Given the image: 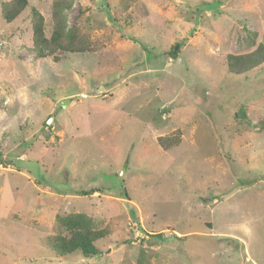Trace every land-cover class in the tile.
<instances>
[{
	"label": "rangeland",
	"instance_id": "1",
	"mask_svg": "<svg viewBox=\"0 0 264 264\" xmlns=\"http://www.w3.org/2000/svg\"><path fill=\"white\" fill-rule=\"evenodd\" d=\"M4 1L0 264H264V64L227 67L264 44V0H74L98 48L59 62ZM28 1L49 35L53 0ZM72 215L98 255L56 254Z\"/></svg>",
	"mask_w": 264,
	"mask_h": 264
},
{
	"label": "trees",
	"instance_id": "2",
	"mask_svg": "<svg viewBox=\"0 0 264 264\" xmlns=\"http://www.w3.org/2000/svg\"><path fill=\"white\" fill-rule=\"evenodd\" d=\"M74 0H53L51 6V30L48 35L44 16L36 9L30 7L28 0H11L2 3L1 15L7 24H12L20 15L30 9L33 51L39 59L54 56V60H62L57 54L93 53L98 48L78 27L68 28L65 11L71 9ZM182 44L176 43L169 50V56L177 59ZM264 64V44H259L254 50L242 55L230 54L227 56L228 71L234 75H242L258 69ZM238 118H245L242 112ZM264 126V119L260 120ZM47 125V122H46ZM48 126V125H47ZM180 132L176 136L161 139V144L167 140L172 143L180 141ZM168 146V144H166ZM165 145V147H167ZM127 196V195H126ZM58 222L67 232L68 236H57L55 248L59 256H66L73 252H80L84 257H94L99 254L96 244L107 237L106 231L92 225L84 215L59 216ZM160 236V235H159Z\"/></svg>",
	"mask_w": 264,
	"mask_h": 264
},
{
	"label": "water",
	"instance_id": "3",
	"mask_svg": "<svg viewBox=\"0 0 264 264\" xmlns=\"http://www.w3.org/2000/svg\"><path fill=\"white\" fill-rule=\"evenodd\" d=\"M66 102H67L66 100H63V101L61 102V105L63 106ZM53 120H54V117L50 118V120L48 121L47 124H48V125H51V124L53 123Z\"/></svg>",
	"mask_w": 264,
	"mask_h": 264
}]
</instances>
